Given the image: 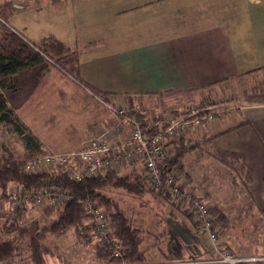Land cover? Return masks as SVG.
<instances>
[{"label": "crops", "instance_id": "obj_1", "mask_svg": "<svg viewBox=\"0 0 264 264\" xmlns=\"http://www.w3.org/2000/svg\"><path fill=\"white\" fill-rule=\"evenodd\" d=\"M11 1L18 12L54 8L57 28L43 30L42 38L60 40L78 61V80L46 64L17 77L15 88L4 91L11 109L37 138L35 132L41 135L46 125H31L34 117L38 122V117L49 114L59 121L56 131L48 133L57 134L63 148L41 141L43 148L67 152L95 132L127 139L129 125L106 104L138 110L150 118L180 115L195 103L233 99L234 118L222 116L224 122L218 117L201 125V139L236 130L241 148L254 157L264 151V97L255 96L263 93L256 86L264 85V0ZM4 7L0 6L2 12ZM235 79L243 83L239 91L233 90ZM40 105L47 113L37 117L31 109ZM263 176L264 170L259 178ZM166 227L151 246L141 247L145 264H222L210 247L202 251L187 226ZM0 264L30 263L7 259Z\"/></svg>", "mask_w": 264, "mask_h": 264}, {"label": "rangeland", "instance_id": "obj_2", "mask_svg": "<svg viewBox=\"0 0 264 264\" xmlns=\"http://www.w3.org/2000/svg\"><path fill=\"white\" fill-rule=\"evenodd\" d=\"M28 4L32 5L31 3ZM2 5L5 6L4 9L6 10V12L3 11L5 24L18 30L31 42L36 43L40 38L42 39V36H44V33H42L43 30L48 32V30L51 31L57 28L58 21L56 20L57 16L54 8H32L30 10L24 9L22 12H18L13 7L14 3L11 0H0V6ZM50 79L51 78H49V80ZM41 81L42 80L39 82ZM47 81L48 80H44L45 83ZM234 84V91H239L243 88L241 79H235ZM249 86L252 87L253 84L249 83ZM259 88L264 91V86H256L258 91ZM166 97L167 96H164L162 99L163 102L167 101ZM233 101L235 100L232 99L229 104L230 107L227 106L228 112H225L222 116H230L231 119L234 118L233 114L235 109L231 108H233L236 103L234 104ZM193 105L201 106L199 103ZM48 107L51 109V104L47 105V110L50 112ZM44 109H46V107L40 105V107L31 109V111L33 115L38 117L47 113ZM168 112L170 113L171 111L169 110ZM159 116L170 115L160 114ZM152 117L154 116H151L150 120ZM34 119H36V117H34ZM34 119L31 125L42 124V122L46 125L44 126L46 127L44 131L41 129L42 132H40V129L36 128L41 135L35 132V134L39 136L38 140H40L41 148L36 151L32 148L30 149L17 134L9 131L8 128L0 124V159L23 158L27 160L36 155L62 151L58 149L55 151L48 150L47 147L43 148V144L41 143V141L46 144L51 142L54 147L63 148V146L58 145V135H49L48 133V131H56L59 121L49 116V114L45 115V119L41 116L38 117V122L34 121ZM218 119L223 122L225 121L223 117ZM211 122H214V120ZM29 129L31 130V128ZM198 131L199 129L192 135V138L189 137L193 144L189 147V149H191L190 152L181 160L183 170L178 175L180 181L194 186L195 193L204 197L209 207L216 206L224 210L228 214V217H230L228 224L223 227V229L217 226L219 230L217 238L218 246L224 248L222 246L223 240H228L227 242L229 244L227 246L230 247L228 250L234 255H237L236 252H240L243 255L263 254L264 193L262 179L259 177L260 172L264 170V151L257 153V156L254 157L253 152L241 148L240 146L242 145H240L238 141V132L236 130L222 137L218 136L216 138L215 136H208L204 141L203 138L201 139L203 130L201 129L199 132ZM87 138L83 140L80 146L70 151L79 149ZM262 138L264 137H261V139ZM262 143H264V140ZM231 153H237L245 160L247 173L250 179H248L247 174L242 176L239 175V173L230 166L232 162L235 163L236 161V158H234ZM141 170L145 172L142 166ZM185 174H187L188 177H186ZM108 194L111 195L110 193ZM119 194L120 192L113 191L112 196L119 200L118 202L121 206L127 210L129 209L133 213L134 224L139 226L140 219L142 224H144V227H142L145 229V231L143 230L144 241L141 244L142 248L149 244L151 246V243L158 240L155 236L162 234V231L167 228V225L172 227L179 226L183 230H185L187 226L192 234L199 240L198 244L202 251L210 247V252H212V254L215 253L207 237L195 231V229L197 230V224L194 221L193 215L189 213L188 215L190 218H188L186 214H181L183 210H180L177 206H173L169 201L162 199L158 192L146 191L140 197L134 195L131 197L122 193ZM7 205L8 203L0 205V241L9 240L16 235L15 230L6 232L5 229H3L4 223H9V217L11 216ZM57 206L49 204L48 202H44L40 205L30 204L27 206L23 213L24 222L18 223L16 221L20 226L28 228L26 238H29L28 236L30 234L32 235L34 231H38L43 225L55 219L56 213L54 208ZM172 213H174L175 217ZM193 227H195V229ZM152 236H154V238ZM95 240L96 239L93 238V241L89 243L81 242L76 237L73 230H70L67 234L60 237L48 234L41 243L50 249V253L46 256L47 264H98L94 262V258L99 256V253H96V245L98 244L100 246V244ZM23 251H25L23 253L27 256L28 252H26V246L23 248ZM16 258L17 259L12 261H28L24 258Z\"/></svg>", "mask_w": 264, "mask_h": 264}, {"label": "trees", "instance_id": "obj_3", "mask_svg": "<svg viewBox=\"0 0 264 264\" xmlns=\"http://www.w3.org/2000/svg\"><path fill=\"white\" fill-rule=\"evenodd\" d=\"M46 64L56 67L74 79L78 78L76 54L71 52L63 42L50 36L44 37L36 43L31 42L18 30L6 25L5 22L0 23V124L17 134L26 146L35 151L41 148L40 141L11 109L4 96V91L15 88L17 77ZM85 87L90 90L88 86L85 85ZM255 96L264 97V91ZM125 114L140 124H144L148 120L138 110L126 109ZM200 127L192 130L190 134L196 132ZM192 144L188 136H182L170 145L162 162V178L167 174H172L174 178L180 180L178 175L183 170L181 160L190 152L189 147ZM231 154L236 158V161L232 162L230 166L239 175L247 174L250 179L242 157L237 153ZM25 161L23 158L0 159V196H5L11 188L35 193L47 186L67 190L71 197L67 203L54 208L56 216L53 221L43 225L38 231H34L32 235L28 236L29 238H26L28 228L20 226L13 217V215L23 214L26 208L21 207L10 211L9 223L5 222L3 229L6 232L15 230L16 235L9 240L0 241V261L14 260L19 257V259H27L31 264H47L46 256L50 253V249L41 242L48 234L60 237L73 230L81 242L93 241V238L95 239L94 229L86 214L87 207L91 205L93 208L98 207L106 212L107 234L119 241V249L122 252L120 258L111 259V251L97 244L96 253H99V256L96 259L98 264H120L121 262L144 264L146 257L141 249L144 233L141 226L142 221L139 220V226L134 224L133 213L120 205L119 200L112 196L113 191L131 197L133 195L140 197L146 191L158 192L162 199L176 206L172 198L164 195L163 187H156L151 178L141 170V163L137 165L136 161V165L131 166L125 172L96 174L81 181L60 175L55 170L28 173L25 169ZM185 176L188 177L187 174ZM262 184L264 193V176ZM180 210L188 215L186 209L180 208ZM209 211L218 227L223 229L228 224L230 217L224 210L212 206ZM262 241L264 247V235ZM23 245L27 248V256L23 253L25 252ZM227 245L225 248L229 249L230 247Z\"/></svg>", "mask_w": 264, "mask_h": 264}, {"label": "built area", "instance_id": "obj_4", "mask_svg": "<svg viewBox=\"0 0 264 264\" xmlns=\"http://www.w3.org/2000/svg\"><path fill=\"white\" fill-rule=\"evenodd\" d=\"M0 21L5 22L0 9ZM231 99L212 101L192 105L188 111L180 115L159 116L148 118L140 124L134 118L127 116L126 109L106 104L115 115L122 117L129 125V136L125 140H117L105 132H95L89 135L85 143L77 150L69 152H49L36 155L25 161L28 173L55 170L60 175L81 181L96 174L119 172L126 164L141 163L148 177L156 187L164 189V195L172 198L174 204L186 209L192 214L197 224V232L210 241L212 250L216 253L217 262L223 264H264L263 254L234 255L227 248L217 244L218 227L210 214L207 200L195 193V187L182 183L167 174L164 178L162 162L170 145L182 136L202 124L210 123L228 112ZM230 107V106H229ZM231 109H235V106ZM70 192L64 189L43 187L38 192H23L11 188L5 196H0V205L8 203L10 211L16 208H27L28 205H40L48 202L52 205H62L70 200ZM185 206V207H183ZM24 213V212H23ZM86 214L89 216L96 241L111 251V259L120 258L119 241L108 233L107 214L102 209L89 205ZM14 220L23 223V214L13 215ZM120 264H124L121 262Z\"/></svg>", "mask_w": 264, "mask_h": 264}, {"label": "water", "instance_id": "obj_5", "mask_svg": "<svg viewBox=\"0 0 264 264\" xmlns=\"http://www.w3.org/2000/svg\"><path fill=\"white\" fill-rule=\"evenodd\" d=\"M194 250H196L197 252H199V250L197 248H195Z\"/></svg>", "mask_w": 264, "mask_h": 264}]
</instances>
